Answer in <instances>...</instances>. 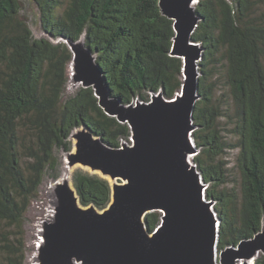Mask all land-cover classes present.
Listing matches in <instances>:
<instances>
[{"label":"trees","instance_id":"16d2710c","mask_svg":"<svg viewBox=\"0 0 264 264\" xmlns=\"http://www.w3.org/2000/svg\"><path fill=\"white\" fill-rule=\"evenodd\" d=\"M44 31L33 35L20 0H0V264H24L22 227L46 176L60 173L58 150H71L74 128L87 125L113 146L131 129L108 115L93 87L68 95L73 53L66 40L96 53L111 92L123 103L148 101L162 90L173 98L183 85L184 62L171 54L174 20L159 0H34ZM193 34L203 47L200 98L194 107V156L206 196L220 219L218 251L251 238L264 223V0H199ZM220 82L224 90L217 97ZM227 119L235 140L220 126ZM238 149V183L228 187L222 161ZM73 183L83 204L104 209L110 182L77 170ZM145 221L154 230L161 213ZM255 264H264L260 255Z\"/></svg>","mask_w":264,"mask_h":264},{"label":"water","instance_id":"95a60500","mask_svg":"<svg viewBox=\"0 0 264 264\" xmlns=\"http://www.w3.org/2000/svg\"><path fill=\"white\" fill-rule=\"evenodd\" d=\"M198 1L159 0L162 13L174 20L171 54L184 62L183 85L173 98L160 90L148 101L123 103L111 92L85 34L66 40L73 53L69 84L93 87L100 106L128 123L131 135L113 146L85 124L73 129L64 171L48 187L36 264H239V258L251 264L264 254V223L251 238L218 251L216 202L207 198V183L192 159L199 151L192 134L204 50L193 37L201 19ZM78 165L110 182L104 209L82 203L70 181ZM153 211L161 221L150 230L145 217Z\"/></svg>","mask_w":264,"mask_h":264},{"label":"rangeland","instance_id":"374dc122","mask_svg":"<svg viewBox=\"0 0 264 264\" xmlns=\"http://www.w3.org/2000/svg\"><path fill=\"white\" fill-rule=\"evenodd\" d=\"M21 6H22V14L24 18L27 20L29 27L32 29L33 35L37 38L41 37H48L51 38L43 29L41 18H40V10L34 0H20ZM52 39V38H51ZM79 88V85H72L69 84L67 87V94H73L75 91ZM222 90H224L223 84L220 82L218 86V90L216 91L217 97L222 93ZM220 126L224 128L223 133L226 135L228 141L232 142L235 140V137L232 133H230L231 130V123L225 119L222 118L220 122ZM57 156L60 158V173L62 174L64 171V151L58 150L56 152ZM238 149H230L228 148L226 150V153L223 155L222 161L226 164L225 166L228 168L229 173V182L228 187H233L236 183H238L239 179V171L236 167V159H237ZM196 154H194L195 156ZM194 156L192 159H194ZM77 170H85L87 172L93 173L89 168H84L81 165H78L72 174ZM53 179L50 176H46L43 184L40 188V196L37 200L33 201L31 206L29 207V210L26 214V219L24 222V225L21 229L22 235H23V242L25 244V263L24 264H33L32 263V257L35 254L36 251V241L39 236V224L42 220L45 219V216L47 214V209L49 205V193L48 187L52 183ZM216 202V201H215ZM260 255H264L263 253H260ZM259 255V256H260ZM253 259V262L251 264H255V260L259 257ZM239 262L242 264H246V260L244 258H239Z\"/></svg>","mask_w":264,"mask_h":264},{"label":"bare ground","instance_id":"6f19581e","mask_svg":"<svg viewBox=\"0 0 264 264\" xmlns=\"http://www.w3.org/2000/svg\"><path fill=\"white\" fill-rule=\"evenodd\" d=\"M198 2H196L195 4H197ZM76 168V167H75ZM75 168H73L72 169V172H73V170L75 169ZM71 174V173H70ZM71 184H73V178H71ZM40 241V238L38 237V239H37V241H36V246H37V244H38V242ZM36 256H35V254L33 255V258H32V262L34 263V264H36V258H35ZM253 262V260H251V261H249V263H252ZM239 264H242L241 262H238Z\"/></svg>","mask_w":264,"mask_h":264},{"label":"clouds","instance_id":"9594fccd","mask_svg":"<svg viewBox=\"0 0 264 264\" xmlns=\"http://www.w3.org/2000/svg\"><path fill=\"white\" fill-rule=\"evenodd\" d=\"M219 224H220V222H219ZM220 226V225H219Z\"/></svg>","mask_w":264,"mask_h":264}]
</instances>
